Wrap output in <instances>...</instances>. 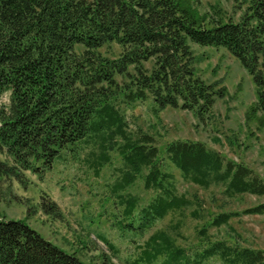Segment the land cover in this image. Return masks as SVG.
Returning <instances> with one entry per match:
<instances>
[{
	"label": "trees",
	"instance_id": "1",
	"mask_svg": "<svg viewBox=\"0 0 264 264\" xmlns=\"http://www.w3.org/2000/svg\"><path fill=\"white\" fill-rule=\"evenodd\" d=\"M199 22L180 0H0V155L10 158L18 181L23 182L22 171L49 170L63 152H75L89 138L108 144L119 137L122 160L135 173L145 168L144 188L155 193L140 211L137 227L130 224L132 230L150 229L189 204L177 194L165 160L187 183L222 186L229 197H264L261 178L204 143L176 140L161 151L152 137L132 139L126 133L118 103L150 98L157 111L169 107L200 115L224 96L218 83L207 84L195 72L189 42L224 48L237 59L256 88L252 113L264 116V0H252L237 22ZM111 46L119 49L116 57L102 52ZM118 79L126 84L121 87ZM53 207L42 204L45 212ZM129 209L131 215L133 203ZM242 213L264 215V203ZM237 215L218 214L210 226ZM150 242L148 259L187 263L188 256L172 248L164 234ZM201 245L195 264L210 258L264 264V249L209 240ZM0 264L84 263L24 222L0 220Z\"/></svg>",
	"mask_w": 264,
	"mask_h": 264
},
{
	"label": "rangeland",
	"instance_id": "2",
	"mask_svg": "<svg viewBox=\"0 0 264 264\" xmlns=\"http://www.w3.org/2000/svg\"><path fill=\"white\" fill-rule=\"evenodd\" d=\"M251 1L180 0L203 26L216 21L237 22ZM189 46L195 72L207 84L218 83L219 88H224V96L200 115L169 107L157 111L150 98L118 103L127 135L132 139L148 135L161 151L176 140L204 143L264 181V116L252 113L257 94L251 77L224 48L191 42ZM102 52L116 57L119 49L111 46ZM118 82L121 87L126 84L123 79ZM120 144L119 137L108 144L89 138L75 152H63L44 173L20 172L23 182L15 177V171H10V158L0 155V220L24 222L44 240L74 254L84 264H163L166 256L150 260L145 255L146 251L152 252L151 237L160 233L167 236L172 248L184 251L188 256L185 264H195L194 255L207 240L264 249V215L242 213L263 204L264 197H229L222 186L202 188L187 183L167 160L163 162L164 169L174 175L177 194L185 196L189 204L170 212L150 229L132 230L130 224L137 227L140 211L155 193L144 188L145 168L135 173L126 166L119 153ZM44 202L55 207L45 212ZM132 203L130 215L127 209ZM221 213L238 215L220 227L210 226L211 219ZM202 228L205 231L199 234ZM200 264L221 262L210 258Z\"/></svg>",
	"mask_w": 264,
	"mask_h": 264
}]
</instances>
